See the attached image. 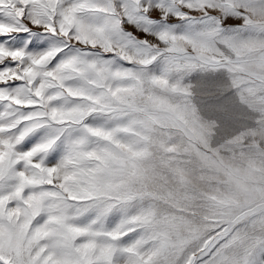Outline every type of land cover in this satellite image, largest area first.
Segmentation results:
<instances>
[{"label": "snow or ice", "instance_id": "snow-or-ice-1", "mask_svg": "<svg viewBox=\"0 0 264 264\" xmlns=\"http://www.w3.org/2000/svg\"><path fill=\"white\" fill-rule=\"evenodd\" d=\"M249 13L264 0H0V264H264V238L181 232L144 190L166 102L225 33L264 32Z\"/></svg>", "mask_w": 264, "mask_h": 264}, {"label": "rangeland", "instance_id": "rangeland-1", "mask_svg": "<svg viewBox=\"0 0 264 264\" xmlns=\"http://www.w3.org/2000/svg\"><path fill=\"white\" fill-rule=\"evenodd\" d=\"M249 15L264 25V17ZM233 35L235 48L205 53L218 70L185 77L186 94L166 102L144 190L174 229L207 234L227 225L253 247L264 238V32L225 33Z\"/></svg>", "mask_w": 264, "mask_h": 264}]
</instances>
